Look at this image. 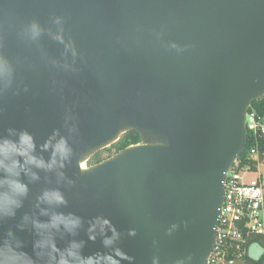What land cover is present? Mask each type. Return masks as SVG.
I'll return each mask as SVG.
<instances>
[{
    "label": "water",
    "instance_id": "1",
    "mask_svg": "<svg viewBox=\"0 0 264 264\" xmlns=\"http://www.w3.org/2000/svg\"><path fill=\"white\" fill-rule=\"evenodd\" d=\"M0 61V136L29 132L45 160L54 134L72 148L63 169L22 177L28 194L0 236L12 230L31 253V219L72 213L75 235L53 230L61 249L207 264L245 114L264 95V0H0ZM129 130L140 143L82 168ZM45 189L66 204L40 202ZM97 217L119 233L111 246L108 227L89 239Z\"/></svg>",
    "mask_w": 264,
    "mask_h": 264
},
{
    "label": "clouds",
    "instance_id": "2",
    "mask_svg": "<svg viewBox=\"0 0 264 264\" xmlns=\"http://www.w3.org/2000/svg\"><path fill=\"white\" fill-rule=\"evenodd\" d=\"M33 28L36 30L35 25ZM3 70L4 64L0 61V72ZM7 131V136H0V219L15 216L16 209L22 206V197L28 194V182L39 179L37 169L46 172L63 169L72 155V148L65 137L56 139L54 134L41 146L42 150H51L49 158L45 160L36 153L35 139L29 132H17L14 129ZM57 175L62 178L64 173L59 171ZM22 177H26L28 182ZM38 200L50 206L66 204L59 189H45ZM41 214L48 215V209H41ZM29 219L27 214L23 217L25 222ZM81 223L82 218L75 214L56 211L51 213L47 221L31 219L37 237L33 241L31 253L25 250L24 241L15 232L8 230L0 236V264H116L109 254L84 256L81 252L83 241L72 240L63 249L57 246L53 230L75 235ZM17 227L23 230L25 225ZM106 227L110 228L111 236L104 235ZM97 229L104 235L103 243L106 247L111 246L119 236L107 218L97 217L90 223L89 239H96ZM253 248L256 250L251 255L258 259L264 249L256 245Z\"/></svg>",
    "mask_w": 264,
    "mask_h": 264
},
{
    "label": "built area",
    "instance_id": "3",
    "mask_svg": "<svg viewBox=\"0 0 264 264\" xmlns=\"http://www.w3.org/2000/svg\"><path fill=\"white\" fill-rule=\"evenodd\" d=\"M249 107L245 127L251 146L245 161L240 158L244 149L226 171L221 214L207 264H243L253 238H264V151L258 147L264 138V115Z\"/></svg>",
    "mask_w": 264,
    "mask_h": 264
},
{
    "label": "trees",
    "instance_id": "4",
    "mask_svg": "<svg viewBox=\"0 0 264 264\" xmlns=\"http://www.w3.org/2000/svg\"><path fill=\"white\" fill-rule=\"evenodd\" d=\"M249 110H254L259 115H264V96L253 101L249 107ZM137 143H140V135L138 134V132H136L135 130L126 131L125 133H123L119 137V139L116 142L112 143L110 146L103 148L102 150L93 154L87 160L86 163H87V165L97 163V162L103 160L104 158L111 156L112 154L116 153L117 151H119V150H121V149H123L129 145H133V144H137ZM250 146H251V141H250L249 136H248L247 140H246L245 150L240 155V158L242 161H245V157H246L247 151L250 148ZM258 147H259V151H264V138L259 140ZM104 152L107 153L106 157L102 156V153H104ZM253 240L255 241V243L253 245L259 246V248L264 249V238L255 237V238H253ZM252 249H254V248H252ZM253 251H255V250H253ZM242 263L243 264H264V252L260 253L258 259H254L252 257V255H250L248 253L247 255L244 256Z\"/></svg>",
    "mask_w": 264,
    "mask_h": 264
},
{
    "label": "rangeland",
    "instance_id": "5",
    "mask_svg": "<svg viewBox=\"0 0 264 264\" xmlns=\"http://www.w3.org/2000/svg\"><path fill=\"white\" fill-rule=\"evenodd\" d=\"M106 155H107L106 152L102 153V156H103V157H106ZM84 166H87V163L84 162ZM253 246H254V245H253ZM253 246L251 245V246L249 247L248 253H249L250 255H251V253H252L253 250H256V249H252Z\"/></svg>",
    "mask_w": 264,
    "mask_h": 264
},
{
    "label": "bare ground",
    "instance_id": "6",
    "mask_svg": "<svg viewBox=\"0 0 264 264\" xmlns=\"http://www.w3.org/2000/svg\"><path fill=\"white\" fill-rule=\"evenodd\" d=\"M81 166H82V168H84V167H85V166H84V163H82Z\"/></svg>",
    "mask_w": 264,
    "mask_h": 264
}]
</instances>
